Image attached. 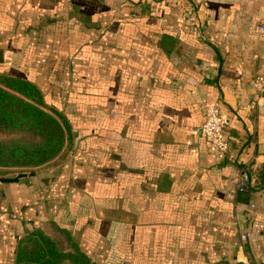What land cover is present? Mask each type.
<instances>
[{"label": "crops", "instance_id": "crops-1", "mask_svg": "<svg viewBox=\"0 0 264 264\" xmlns=\"http://www.w3.org/2000/svg\"><path fill=\"white\" fill-rule=\"evenodd\" d=\"M263 13L264 0H0V71L36 84L78 149L41 222L0 216V264L52 221L98 264H264V95L249 103ZM215 101L220 154L198 131ZM18 182L16 201L33 190Z\"/></svg>", "mask_w": 264, "mask_h": 264}, {"label": "trees", "instance_id": "trees-1", "mask_svg": "<svg viewBox=\"0 0 264 264\" xmlns=\"http://www.w3.org/2000/svg\"><path fill=\"white\" fill-rule=\"evenodd\" d=\"M0 130L28 132L35 139L0 140V167H36L68 146L71 127L67 118L44 102L32 81L0 71ZM245 184L252 186L245 176ZM264 187V161L255 181ZM13 264H98L73 238L53 221L47 229L38 226L16 239ZM215 264H229L225 260ZM241 264V263H235ZM251 264H256L251 262Z\"/></svg>", "mask_w": 264, "mask_h": 264}, {"label": "rangeland", "instance_id": "rangeland-1", "mask_svg": "<svg viewBox=\"0 0 264 264\" xmlns=\"http://www.w3.org/2000/svg\"><path fill=\"white\" fill-rule=\"evenodd\" d=\"M52 100H54V98H52ZM55 101L56 103L58 102L57 100ZM70 106H73V103H70ZM68 107L69 106H67L66 108ZM14 138L29 140L35 139V137L30 135L28 132L0 130V140H8ZM77 150L76 148H74V146H72V148L68 146L64 148L58 156L53 158L52 161L36 167H0V176H15L17 174H22V176H20L16 181H0L1 218L6 219L9 223L20 222L23 225L26 224L24 225V228L33 226V223L38 224L39 222H41L40 220H43L41 219L42 217H40V220H37L36 218L39 215L41 216V213H38L37 211H47V207L51 206V201L49 200L51 199V197H49L48 195V193L51 192L49 190V187L51 186V188H56L57 185L59 187L60 171L61 169H63V173L68 167H73V163L71 161L75 160L74 158H76L77 156ZM68 172H72L70 168H68V171L65 172L66 175L70 174ZM48 175H51V178L50 176L47 177ZM19 180L29 181V183H31L32 185L33 190H31L27 195L24 194V197L22 196L21 199L16 201L15 199H13V197L16 196L14 194H16L17 192L23 194L21 190L25 188V186L22 185L23 183L18 182ZM52 194L56 193L53 192ZM58 203L59 200L56 202V205L52 203L54 209L57 208ZM14 210L17 211V215L14 213ZM32 211H34V217L30 215L31 213H33ZM13 213L15 215H13ZM26 221L27 223H25Z\"/></svg>", "mask_w": 264, "mask_h": 264}, {"label": "built area", "instance_id": "built-area-1", "mask_svg": "<svg viewBox=\"0 0 264 264\" xmlns=\"http://www.w3.org/2000/svg\"><path fill=\"white\" fill-rule=\"evenodd\" d=\"M257 34L264 35V13L258 19L253 27ZM251 100L250 104H259L260 99L264 95V71L259 72L250 80ZM227 123V118L222 114L218 102H210L203 107V119L199 125L198 131L206 140L209 148L220 154L228 148V142L222 135V130ZM237 188H247L245 184V175L240 172L234 179ZM252 205V204H251ZM240 239H246V234L241 232Z\"/></svg>", "mask_w": 264, "mask_h": 264}, {"label": "water", "instance_id": "water-1", "mask_svg": "<svg viewBox=\"0 0 264 264\" xmlns=\"http://www.w3.org/2000/svg\"><path fill=\"white\" fill-rule=\"evenodd\" d=\"M22 174H17L15 176H0V181L2 182H10V181H16Z\"/></svg>", "mask_w": 264, "mask_h": 264}]
</instances>
